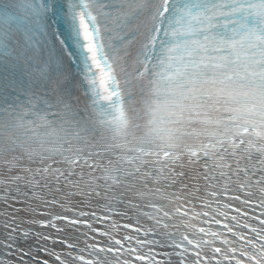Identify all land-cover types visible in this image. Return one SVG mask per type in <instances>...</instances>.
<instances>
[{
    "label": "snow or ice",
    "instance_id": "snow-or-ice-1",
    "mask_svg": "<svg viewBox=\"0 0 264 264\" xmlns=\"http://www.w3.org/2000/svg\"><path fill=\"white\" fill-rule=\"evenodd\" d=\"M0 264H264V0H0Z\"/></svg>",
    "mask_w": 264,
    "mask_h": 264
}]
</instances>
